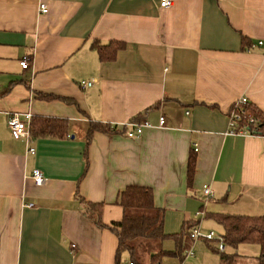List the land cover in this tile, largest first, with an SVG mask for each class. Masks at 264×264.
I'll list each match as a JSON object with an SVG mask.
<instances>
[{
  "label": "crops",
  "instance_id": "1",
  "mask_svg": "<svg viewBox=\"0 0 264 264\" xmlns=\"http://www.w3.org/2000/svg\"><path fill=\"white\" fill-rule=\"evenodd\" d=\"M258 40L264 0H172L167 8L159 0H0V264H117L116 235L84 217L76 191L103 202L110 224L122 217L118 193L148 186L168 234L184 220H198L204 232L220 228L206 213L196 215L202 204L205 212L264 215V136L229 132L240 98L264 112ZM111 41L123 46L101 61L95 42ZM9 113L65 118L67 134L15 139ZM144 120L150 126L139 137H126L128 122ZM91 124L112 130L87 141ZM33 169L42 171V185L34 184ZM203 185L212 190L207 201ZM142 241L158 242L136 243L140 264L175 249L163 240L146 254ZM194 243L159 264H226ZM130 259L123 252L118 264Z\"/></svg>",
  "mask_w": 264,
  "mask_h": 264
},
{
  "label": "trees",
  "instance_id": "2",
  "mask_svg": "<svg viewBox=\"0 0 264 264\" xmlns=\"http://www.w3.org/2000/svg\"><path fill=\"white\" fill-rule=\"evenodd\" d=\"M98 42V41H96ZM95 42L99 59L101 61L112 60L116 52L122 48L119 41H111L109 44H98ZM116 42V43H113ZM112 44V48L108 46ZM108 49V50H107ZM232 108H235L234 105ZM238 127H244L249 134L264 136V112L253 103L247 102L241 109ZM67 120L65 118L50 117L44 115L31 116L29 121V138L32 137H56L62 138L67 134ZM96 130L110 132L112 129L107 125L91 124L86 140L89 141L92 133ZM196 165V154L190 151L186 165V182L191 186ZM76 197L83 205L82 213L99 228H108L117 238L115 261L118 264L121 254L128 252L131 255L132 264H140L136 258L137 242L141 240L163 241L172 238L175 242V249H160L150 254V263L157 264L164 256L181 254L185 243H192L190 233L198 225V220H184L179 232L168 234L164 232L162 221V210L154 205L153 191L148 186L131 184L125 186L117 196L116 203L123 209L119 221L105 224L102 220L104 209L103 202L85 200L76 191ZM205 201V199H204ZM203 209V204L201 206ZM205 218L211 219L220 226L219 239L208 241L202 239L206 246L214 253H217L223 263L229 264L236 256V249L240 244H255L258 247L257 264H264V215L230 214L221 212H205ZM199 240V239H198ZM219 241L233 250V253H225L217 247ZM216 244H215V243Z\"/></svg>",
  "mask_w": 264,
  "mask_h": 264
},
{
  "label": "built area",
  "instance_id": "3",
  "mask_svg": "<svg viewBox=\"0 0 264 264\" xmlns=\"http://www.w3.org/2000/svg\"><path fill=\"white\" fill-rule=\"evenodd\" d=\"M172 0H159V5L162 8H167L171 5ZM41 13H46L47 12V7L45 4H40L39 5ZM257 45L259 47H262L264 50V42L262 40L257 41ZM29 56L23 55L20 60V66L22 69H26L29 66ZM92 82H81V87L85 86H90ZM248 101L245 97L240 98L236 103L234 104V107L232 111L229 113V132L232 134H249V131L245 129L244 127H238L237 126V121L240 119V112L236 111L235 109H241V107L246 104ZM31 115L25 114L24 118H22L19 114L17 113H9L7 116L6 120V126L8 129V132L11 137L18 139V138H23L25 137L26 139L29 138V121H30ZM165 124V118L164 116L159 117V126H163ZM150 123L146 120H144L142 123H131L128 122L124 127V134L126 137L129 138H134V137H139L142 134V131L145 127H149ZM252 135V134H250ZM196 151V147L193 149ZM34 149L32 147H28V152L33 153ZM31 178L34 181L35 185H42L45 181V178L43 176L42 171L39 169H33ZM202 192L203 195L205 196V201L208 199L212 198V190L209 187V185H203L202 186ZM27 207H33L34 205L32 203H29L26 205ZM205 211L204 209L200 210L197 212V216L202 217L204 215ZM190 237L193 239V241L198 240V239H205L208 241H212L215 239H219V235L216 234L212 230H208L206 232L201 231V229L196 226L192 229L190 233ZM73 246V245H72ZM217 247L220 251H224L225 246L219 241L217 243ZM188 257L193 256V251L192 249H189L186 253ZM129 264H132L129 262ZM159 264V263H157Z\"/></svg>",
  "mask_w": 264,
  "mask_h": 264
},
{
  "label": "rangeland",
  "instance_id": "4",
  "mask_svg": "<svg viewBox=\"0 0 264 264\" xmlns=\"http://www.w3.org/2000/svg\"><path fill=\"white\" fill-rule=\"evenodd\" d=\"M250 215V214H249ZM209 224H211V222H207ZM212 225V224H211ZM179 229V228H178ZM219 230L220 228H215L214 229V232L216 233H219ZM166 241H171V245L173 247H175V242L172 238H166L164 240V242ZM197 241V242H196ZM216 244V243H215ZM140 245H141V249L146 253H151L152 250H155L156 248H158L160 246V241H158L157 243L155 242H150V241H142L140 242ZM195 247H201L205 250H208L210 253H213L211 250H209L206 245L204 244L203 241H198V240H195V243H194V249ZM191 249L193 250V248L191 247ZM167 250H170V249H167ZM173 250V249H172ZM225 252H230L232 253L233 250L229 247H226V251ZM259 253V250H258V247L257 245L255 244H246V243H243V244H240L238 246V249L236 251V256L235 258L233 259V261H236L237 264H256L257 261H256V258L257 255ZM213 257H216V253L214 254L213 253ZM216 259V258H215ZM232 263V262H231Z\"/></svg>",
  "mask_w": 264,
  "mask_h": 264
}]
</instances>
